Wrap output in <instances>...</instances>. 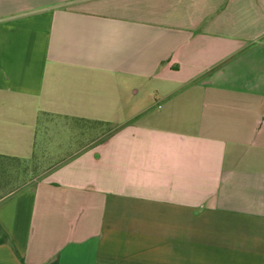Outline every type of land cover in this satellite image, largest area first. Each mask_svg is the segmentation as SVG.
<instances>
[{
  "label": "crops",
  "instance_id": "0c3cea01",
  "mask_svg": "<svg viewBox=\"0 0 264 264\" xmlns=\"http://www.w3.org/2000/svg\"><path fill=\"white\" fill-rule=\"evenodd\" d=\"M0 166V264H264V0H0Z\"/></svg>",
  "mask_w": 264,
  "mask_h": 264
},
{
  "label": "rangeland",
  "instance_id": "374dc122",
  "mask_svg": "<svg viewBox=\"0 0 264 264\" xmlns=\"http://www.w3.org/2000/svg\"><path fill=\"white\" fill-rule=\"evenodd\" d=\"M150 88H152V85H150ZM149 104H151L150 106L157 108L159 102H156L155 99L151 98ZM135 120L142 122L143 118L138 117ZM69 125L70 129L68 132L53 131L50 135V155L45 157L44 160L40 161L41 163H43V166L54 165L55 163L61 162L76 150H78L80 147H82L85 141L88 140V136H90V134H95V129H93L92 125L80 124L77 126V124L73 123ZM103 128L104 137L112 132L110 129H106L105 126ZM36 162V160H33L32 162H26L25 165H23L25 168V172L29 171V169H31L33 164H35ZM3 167L4 166H0V177L2 176L1 170H3ZM28 175L29 173H26L25 176Z\"/></svg>",
  "mask_w": 264,
  "mask_h": 264
},
{
  "label": "trees",
  "instance_id": "16d2710c",
  "mask_svg": "<svg viewBox=\"0 0 264 264\" xmlns=\"http://www.w3.org/2000/svg\"><path fill=\"white\" fill-rule=\"evenodd\" d=\"M0 244H9V245L12 247V249H13L14 253L16 254V256H17L18 258H20V257L18 256V254L16 253L14 247H13L12 244L10 243L7 234H6L5 231L2 229L1 226H0ZM20 260H21V259H20ZM21 262H22V260H21ZM22 263H23V262H22Z\"/></svg>",
  "mask_w": 264,
  "mask_h": 264
}]
</instances>
